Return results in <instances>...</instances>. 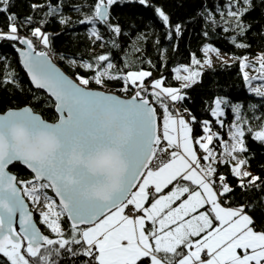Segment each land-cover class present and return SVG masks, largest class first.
I'll list each match as a JSON object with an SVG mask.
<instances>
[{"label": "snow or ice", "instance_id": "1", "mask_svg": "<svg viewBox=\"0 0 264 264\" xmlns=\"http://www.w3.org/2000/svg\"><path fill=\"white\" fill-rule=\"evenodd\" d=\"M13 2L0 0L6 19L0 41L26 46L17 49L23 65L36 88L55 98L59 118L50 123L31 106L0 114V264H264V174H254L250 149V142L264 145V114L250 119L244 105L223 96L207 106V119L185 106L187 90L214 66L220 49L206 44L202 58L192 53L190 63L173 68L177 86L143 67L117 66L110 51L71 59L83 72L73 80L51 63L47 21L33 26L28 15L21 23ZM121 2L91 0L78 21L91 25L95 47H120L124 31L113 8ZM135 2L153 7L151 0ZM255 6L256 0H219L202 4L201 15L213 30L233 33L237 48L249 49L246 17ZM63 8V0L30 4L69 24ZM154 13L168 39L183 34L165 8ZM25 26L30 36H21ZM236 59L249 89L264 98V52ZM112 81L130 98L92 88ZM15 83L13 73L0 78V88ZM17 164L30 178L12 173ZM252 192L261 194V207Z\"/></svg>", "mask_w": 264, "mask_h": 264}, {"label": "trees", "instance_id": "2", "mask_svg": "<svg viewBox=\"0 0 264 264\" xmlns=\"http://www.w3.org/2000/svg\"><path fill=\"white\" fill-rule=\"evenodd\" d=\"M33 2L43 3L44 0H14L11 11L16 13L21 23L28 15L33 16V26L47 21L43 23V27L47 33L51 34L50 55L74 78L77 72L81 74L83 72L71 64V59L89 61L104 51L111 52L113 62L117 66L123 67L125 63H131L137 68L143 67L145 70L153 71L155 78H159L161 75L166 76L168 82L173 86H177L178 82L173 79L172 69L179 64L190 63L192 53L202 57L201 49L206 44H213L220 50L236 57L248 56L252 59L260 52H264V2L261 0H256L254 10L246 17V21L252 25L245 39V42L251 45L249 49H240L233 45L231 43L233 33H225L222 26L213 30L212 26L205 25L201 15L203 12L201 5L210 7L212 3H217L219 0H151L152 8L140 5L135 0H122L121 3L114 6L113 17L121 24L124 36L119 40V48L108 45L105 49L93 45L89 35L91 25H82L78 22L84 13L89 12L88 5L91 0H63V15L71 18L69 24H61L58 16L55 18L46 17L44 15L46 9L41 12H33L30 9V4ZM77 5L81 7L80 11L75 10ZM154 7L165 8L170 14L173 24L183 25V34L168 39L167 30L155 15ZM5 23V16L0 14V26ZM100 27L103 30V26ZM205 31L209 33L207 37L204 36ZM20 34L21 36H30L29 27H22ZM141 34H144L147 39L138 41L137 37ZM137 46L142 49L139 53L134 51ZM20 47L21 44L15 41H0V78L13 73L16 80L15 84L0 88V112L31 106L45 119L58 120L59 115L54 107L55 101L43 90L37 89L31 84L17 50ZM37 49L48 51L43 45H38ZM148 60L156 65L154 69L147 63ZM94 87L121 96H129V94L120 91L121 82L119 81L109 82L104 88L92 85V88ZM187 91L190 99L185 101V106L201 120L210 118L207 106L217 96L226 97L232 104L244 105L245 114L250 119L264 114V98L256 96L248 89L239 62L221 63L206 68L201 82ZM252 105L256 106L255 110H252ZM253 123H258V121L253 120ZM197 131H199L198 127ZM250 149L251 168L254 174H264V145L250 142ZM10 170L21 179L31 176V173L20 164L11 167ZM49 194L53 195L50 190ZM249 196L254 197L252 202L257 207H261L259 192L249 193ZM257 215L259 216V213ZM63 259L69 258L64 257Z\"/></svg>", "mask_w": 264, "mask_h": 264}, {"label": "water", "instance_id": "3", "mask_svg": "<svg viewBox=\"0 0 264 264\" xmlns=\"http://www.w3.org/2000/svg\"><path fill=\"white\" fill-rule=\"evenodd\" d=\"M24 47H26V46H24V45H21V47L20 48H24ZM38 50V49H37ZM38 51H40V50H38ZM44 51H46V50H44ZM20 54V53H19ZM20 58H21V63H22V66H23V68H24V70H25V72L27 73V75H28V78H29V80H30V82H31V84L36 88V86H35V84L32 82V79H31V76H30V74L28 73V71H27V69L24 67V65H23V58L21 57V55H20ZM49 58H50V60H51V63L55 66V68L56 69H58L61 73H63L65 76H67L68 78H70V79H75L73 76H71L70 74H68L59 64H58V62L57 61H55L54 59H53V57L50 55L49 56ZM93 89H95V88H93ZM41 90H43L45 93H47L54 101H55V98L54 97H52L51 96V94L50 93H48L47 92V90L46 89H41ZM96 90H100V91H104V90H101V89H96ZM105 92H108V91H105ZM109 93H111V94H114V95H119V94H117V93H114V92H109ZM119 96H121V95H119ZM121 98H123V99H128V98H126V97H124V96H121ZM6 112V111H5ZM36 112V111H35ZM4 112H0V114H3ZM38 115H40V116H42L40 113H38V112H36ZM58 115H59V113H57ZM43 117V116H42ZM44 118V117H43ZM45 119V118H44ZM45 120H47L48 122H50V123H54V122H56V121H50V120H48V119H45ZM23 168H25L22 164H20ZM10 168H11V166H10ZM26 169V168H25ZM29 173H30V170H28V169H26ZM12 173L13 174H15V175H17L16 173H14L13 171H12ZM31 206V205H30ZM18 226V225H17Z\"/></svg>", "mask_w": 264, "mask_h": 264}, {"label": "rangeland", "instance_id": "4", "mask_svg": "<svg viewBox=\"0 0 264 264\" xmlns=\"http://www.w3.org/2000/svg\"><path fill=\"white\" fill-rule=\"evenodd\" d=\"M210 44V43H209ZM213 45V44H212ZM214 47L218 48L217 46L213 45ZM221 52V57L220 58H216L215 55L213 54V60H214V66L218 65V64H221V63H233V62H239V59H236V58H239V57H236L235 55H232V54H229L227 52H224L222 50H220ZM202 58V57H201ZM251 59V58H250ZM252 59H255V57H253ZM213 66V67H214ZM250 75L252 76H256L257 75V71L256 70H253L251 68L248 69ZM246 82V81H245ZM253 83V86H259L261 84V81H258V80H253L252 81ZM246 86L248 87L249 89V86H248V82H246ZM95 88V87H94ZM250 90V89H249ZM251 91V90H250ZM125 97V96H124ZM126 98H130V96H127ZM226 98V97H225Z\"/></svg>", "mask_w": 264, "mask_h": 264}]
</instances>
